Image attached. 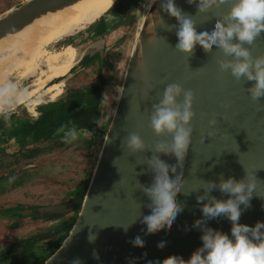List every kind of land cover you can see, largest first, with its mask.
<instances>
[{
  "label": "water",
  "instance_id": "95a60500",
  "mask_svg": "<svg viewBox=\"0 0 264 264\" xmlns=\"http://www.w3.org/2000/svg\"><path fill=\"white\" fill-rule=\"evenodd\" d=\"M81 1L24 0L0 14V42L27 32L33 25L43 27L48 17L52 19ZM173 2L182 16L193 20L195 30L202 32L216 20L226 23L224 16L236 0H215L203 11L199 8L201 0ZM165 3L166 0H143L79 211L64 239L41 264H71L75 259L81 264H159L170 255L186 261L202 246L201 236L208 228L232 238V222L227 216L208 218L201 209L210 197L229 199L230 194L218 187L220 180L229 176L239 180L245 177V168L254 172L257 185L250 205H240L238 223L254 226L257 221L264 222V97L252 100L248 89L255 81L243 76L237 80L230 70L220 69L218 61L232 60L233 56H225L218 45L205 47L196 43L189 53L177 49L180 21L167 12ZM231 42H237L235 37ZM242 46L253 57L264 54V32L252 44ZM93 52V47H88L79 58ZM170 83L192 90L189 140L179 160L171 151H154L156 142H170L171 133L157 136L149 127L153 105L159 104ZM213 117L216 124L209 125ZM130 132L144 140L146 147L142 151L133 153L126 148ZM153 155L168 166L170 178L179 172L181 185L173 195L182 210L173 222L148 233L142 221L151 212V199L142 189L151 186L157 174L148 164ZM207 181L217 187L198 201L197 197L206 192L202 182ZM72 208L67 204L40 211L64 213ZM197 220L201 222L198 226ZM90 234L95 236L91 242ZM136 236L143 241L142 246L133 245Z\"/></svg>",
  "mask_w": 264,
  "mask_h": 264
},
{
  "label": "clouds",
  "instance_id": "9594fccd",
  "mask_svg": "<svg viewBox=\"0 0 264 264\" xmlns=\"http://www.w3.org/2000/svg\"><path fill=\"white\" fill-rule=\"evenodd\" d=\"M214 2L215 0H201L199 8L203 11ZM163 7L180 21L176 32L177 49L189 53L196 43L205 47L211 44L218 45L225 56H233L232 60L218 61L220 69L230 70L237 80L243 76L247 80L255 81L248 89L252 100L256 101L264 97V54L253 57L249 49L242 46L244 43L252 44L264 32V0H236L224 16L226 23L216 20L210 29L202 32L195 30L190 17L181 15L180 10L174 6L173 0H166ZM234 37L236 43L231 42ZM191 98L192 90L182 88L179 83H170L165 87L159 104L153 105L149 127L157 136L171 133V140L156 142L153 146L155 152L171 151L177 160L180 159L189 140ZM104 102H107V97ZM208 123L215 125V118L209 119ZM211 134L212 131L209 132V135ZM69 137L65 138L66 142L76 140L78 138L76 130H72ZM125 144L133 153L142 151L146 147L144 140L136 132L128 134ZM148 164L157 174L151 186L142 189L151 199L149 205L151 212L143 217L142 222L146 225L147 232L152 233L163 225L173 222L177 213L182 210L173 195V192L180 187L181 181L178 179L179 172L176 173V177H169L168 166L157 156L153 155L148 160ZM245 172V177L239 180L231 176L220 180L218 187L222 192L230 194L229 199L221 201L210 197V202L204 203L201 209L203 215L208 218L221 214L227 216L232 222L230 229L232 238L208 228L201 236L202 246L186 261L170 255L159 264H264V231H262L264 222L257 221L254 226L238 223L241 215L240 205L245 207L250 205L253 190L257 185L254 172L247 168ZM202 186L206 192L205 195L197 197L198 201L204 200L207 192L217 187L212 181L202 182ZM200 223L197 220L195 225L198 226ZM88 239L90 242L94 240V234H90ZM132 243L134 246H142L143 241L136 236ZM93 255L96 256V253L94 252ZM71 264H81V261L75 259Z\"/></svg>",
  "mask_w": 264,
  "mask_h": 264
},
{
  "label": "rangeland",
  "instance_id": "374dc122",
  "mask_svg": "<svg viewBox=\"0 0 264 264\" xmlns=\"http://www.w3.org/2000/svg\"><path fill=\"white\" fill-rule=\"evenodd\" d=\"M23 1L24 0H0V14ZM129 1L132 0H118V3L124 6ZM133 1L135 3H133L132 5L129 4L130 14L133 17V20L131 27L129 28L130 33L129 35H127L128 40L120 47H115L114 44H112V46H114L113 48H111L113 49L112 54L115 55L113 59V65L111 64V66H109L108 64L107 67L106 65L103 67H98L96 64H91L88 68L77 67L73 70H69V72L65 76L55 80L61 81L62 85H60L59 87V94H56L53 100L50 99V93H48V91L46 93L42 91L43 93L39 92V94L34 97L35 100L33 105L25 103L15 107L12 110H9V112L3 111L0 113V115L10 112L15 113V115L18 116V119L14 124L15 127H17L18 121H22L24 119H29L31 120L30 122H32L39 116L38 107L47 104V102L56 101L57 99L64 97L70 92L71 89H74L77 86L91 84L97 78L98 69L103 75V90H105V92H103V110L100 117V122L98 124L99 126H101L100 132L96 136H93L90 132L87 131H83L81 133L77 132L78 138L76 140L66 142L63 144V146L55 148L54 150H51L50 152H47L45 154L39 153L36 156L33 155V157H29L28 155H24V157L22 155L23 153L21 152V150L25 152H27L28 150L22 149V147L27 144L26 141L21 140L20 144H16V142L12 141L14 143V150H16L15 154L7 156L6 160L8 161H4L2 165L8 167L9 169L11 167H16L15 170H19L18 178L20 180L21 187L19 186L16 189L18 191L16 193H9V195L5 197L3 195H0V200H6V198L10 199V201L12 199L27 200V196L30 195L40 196V199L47 198L61 200L64 191H71L72 189H75V185L81 182L85 183V185L87 184L90 172L95 163L100 142L104 134V127L108 123L111 116L114 103V93L116 90V86L121 80L123 69L125 68L128 60V56L133 43V38L136 32L137 22L139 19L138 17H140V12L143 9V0ZM122 30L123 28L119 30L115 29L114 31L111 30L113 31V33H111L109 37L113 38V36L120 34ZM80 34L83 35L82 32L73 34L72 39L76 41L74 45L65 46L68 40H70V37H66L62 41L59 40L56 42H52L49 46H47V48L49 51H58L66 48L78 47V50L80 51V49L83 47L81 51H84L86 50V47H88L85 43L87 40L85 41L82 40V38H79ZM90 43L91 44L89 45V47H93V50L96 49L99 45L101 46L102 44V42L95 41H90ZM95 44L97 46H95ZM34 80L35 76L21 77L12 74L6 84L11 87L10 89H13L16 93H19L28 91L30 89V84ZM6 84H2L1 88H4ZM1 94L2 93H0V95ZM105 97H107L106 103L104 102ZM34 113V116L30 115ZM14 122L15 119L13 123ZM10 125L11 123L8 124L6 128L9 129ZM67 135L69 137V133ZM12 142L8 143L7 152H3V154L6 155V153L9 152V148H11V144H13ZM31 147L40 149L41 144H32ZM16 155H19L18 160L15 157ZM13 159L15 160V164L12 165V162L14 161ZM10 160L11 162H9ZM3 171L5 170L0 169V173H4ZM41 175L43 176V178L40 177ZM24 223L25 221L23 222V224ZM26 228L28 227L25 226V229ZM24 232L26 233V230Z\"/></svg>",
  "mask_w": 264,
  "mask_h": 264
},
{
  "label": "flooded vegetation",
  "instance_id": "af4514ba",
  "mask_svg": "<svg viewBox=\"0 0 264 264\" xmlns=\"http://www.w3.org/2000/svg\"><path fill=\"white\" fill-rule=\"evenodd\" d=\"M133 3L135 2L132 0L123 6L118 3V0H116L109 10H107L100 18L87 25L84 29H81L82 31H77L79 33H83V35H79V38H82V40L85 41L87 40L85 43L88 47L91 44L90 41L102 42V44L101 46L99 45L96 49H94V52L91 56L86 55L82 58H79L76 64L70 70H73L77 67L88 68L91 64H96L98 67H103L105 65L107 67L108 64L109 66L114 64L113 59L115 55L112 54L113 49L111 48L114 46L120 47L128 40L127 35L130 33L129 28L131 27L133 20L129 7ZM121 28H123V30L120 34L113 36V38L109 37L115 29L119 30ZM72 36L73 34L66 36L70 37V40H68L65 46L74 45L76 41L72 39ZM66 37L60 41L64 40ZM112 44H114V46H112ZM95 46L97 45L95 44ZM88 47H86V49ZM76 49L78 55L83 52L81 51L83 47L80 49V51L78 50V47H76ZM61 51L65 52V54H68L69 48L62 49ZM55 80H53V84L55 86L50 85L49 90L43 91L45 93L47 91L50 93L49 95L51 100L54 99L56 94H59V87L62 85L61 81ZM103 83V75L98 69V74L95 81H93L91 84L77 86L71 90L85 87H97L100 91V105H102L103 92H105V90H103ZM30 101L32 102L31 105H33L34 100L31 98ZM2 115H12L14 116L15 121L18 119V116H16L13 112L4 113ZM2 115H0V117ZM30 115L34 116L35 113ZM6 127L7 125H5V129ZM83 131L85 132V130ZM91 134L93 136L97 135L93 133ZM12 141L16 142V144L21 143L20 139L16 136L9 137V133H5V131L3 133L0 132V169L5 170L3 171L5 174L0 173V195H3L4 197L9 195V193L18 192L16 189L19 186L21 187L20 180L18 178L19 170H15L16 167H11L9 169L8 167L2 165L4 161H8L6 160L7 156L15 154L16 150H14V143ZM10 142L13 144H11L9 152L5 155L3 152H7V146ZM18 156L19 155H16L15 157L17 158ZM9 162H11V160ZM13 162H15V160ZM13 162L12 165L14 164ZM40 177L43 178L42 175ZM85 186V183L81 182L75 185V189H72L71 191H64L61 200L47 198L40 199L41 197L37 195L27 196V200L12 199L10 201V199L7 198L6 200H0V264H36L39 260H45V258L48 257L46 254H48L57 243H60L64 239L70 226L73 224L80 208L83 189ZM67 204L73 205V208L70 211H66L64 213L47 214L45 211H40L41 209H45L50 206ZM24 221V224L26 225L23 224ZM25 226L28 228L25 229ZM25 230L26 233L24 232Z\"/></svg>",
  "mask_w": 264,
  "mask_h": 264
},
{
  "label": "bare ground",
  "instance_id": "6f19581e",
  "mask_svg": "<svg viewBox=\"0 0 264 264\" xmlns=\"http://www.w3.org/2000/svg\"><path fill=\"white\" fill-rule=\"evenodd\" d=\"M115 1L82 0L53 16L52 19L48 17L43 27L34 28L33 25L27 32L1 41L0 83L9 74L21 77L35 76V80L30 84L28 91L19 93L10 89L7 82H3L6 84L4 88H1L2 84H0V93L4 94L0 95V113L25 103L30 105L31 98L35 100L34 97L39 92L49 90L50 85L55 86L53 80L65 76L76 64L80 55L73 47L69 48L68 54H65L61 50L49 51L47 46L84 29L109 10Z\"/></svg>",
  "mask_w": 264,
  "mask_h": 264
},
{
  "label": "trees",
  "instance_id": "16d2710c",
  "mask_svg": "<svg viewBox=\"0 0 264 264\" xmlns=\"http://www.w3.org/2000/svg\"><path fill=\"white\" fill-rule=\"evenodd\" d=\"M100 104V91L97 87L71 90L63 98L38 107L39 116L32 122L29 119H24L18 121L17 127H15L14 116L2 115L0 117V132L5 131V133H9V137L16 136L20 142L21 140L27 142L22 149H28V153L21 150L23 156L33 157L39 153L45 154L63 146L66 143L67 134H70L72 130H76V132L85 130L98 134L101 128L98 124L103 110ZM10 123V128L5 129V125ZM36 143L41 144L40 149L31 147ZM16 159L18 160L19 156ZM13 163L15 164V162ZM84 190L85 188L83 193ZM59 244L57 243L46 256L51 255ZM43 260H39L36 264H41Z\"/></svg>",
  "mask_w": 264,
  "mask_h": 264
}]
</instances>
